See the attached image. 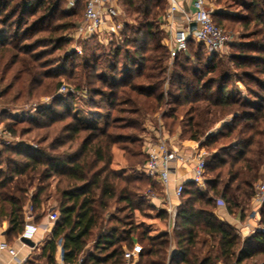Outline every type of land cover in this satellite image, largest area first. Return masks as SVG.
<instances>
[{
  "label": "trees",
  "instance_id": "obj_1",
  "mask_svg": "<svg viewBox=\"0 0 264 264\" xmlns=\"http://www.w3.org/2000/svg\"><path fill=\"white\" fill-rule=\"evenodd\" d=\"M60 1L62 0H42L43 10L38 21L52 18ZM80 1L75 0L74 4H79ZM83 1L84 17L86 0ZM118 1L139 22L138 27L127 28V33L134 35L132 54L135 56V67L127 73H120L121 77L115 76L113 80L99 76L107 89L104 91L88 87V91L100 98L97 103L91 97L87 105L88 108L101 110H105L106 105L110 112L117 101L126 102L125 104L131 103L134 106L130 108L132 115H140L143 110L140 100L153 98L159 107L164 98L160 88L165 81L162 75L166 70L163 62L169 56V50L160 42L157 22L163 14L162 11L166 9L168 0ZM231 1L240 5L245 15L218 11L212 13V19L221 27L227 20L240 24L250 39H246L241 45L243 53L235 56L234 60L239 62V67H251L255 64L254 68L264 73V0ZM26 2L29 0H17L14 3L13 0H0V99L13 87L12 80L1 89L7 68L19 63L28 71L31 70L30 59H20L17 53L21 50L17 39L21 36L26 38L29 32L27 28L22 29L23 19L16 17L20 6ZM77 13L78 11L67 13L70 21L66 27L47 26L43 30L55 32V29L73 27L77 30L83 20V17L79 22L72 20ZM89 37L92 38L93 35ZM149 48L153 51L149 60L153 61L152 68L155 71L144 74V52ZM208 53L213 54L204 44L196 43L190 38L187 50L181 51L174 58L169 81L171 103L174 108H178L192 102L185 113L187 118L183 132L188 135V139L197 141L200 147H209L220 137H231L233 141L205 157V187H199L193 180L184 182L173 223L176 251L169 253L170 237L164 229L167 212L160 210L154 218L145 212L147 203L140 192L143 191L142 177L129 176L122 168L115 167L116 149L123 152L122 157L127 162L136 156L134 149L130 148V144L136 142L135 137L118 131L120 128L137 129L135 119H131L129 125L117 119L108 120L103 128H99L83 123L69 109L67 117L72 119L61 126L59 136L50 139L45 148L35 149L21 142L16 146L3 148L5 152L14 155V158L9 157L6 161V169L0 171V216L8 222L7 240H12L24 232L26 204L29 203L33 210H38L37 218L45 216L42 195L48 183L42 187L40 185L30 195L27 186H31L36 179L45 182L56 176L61 179L57 185L58 205L54 209L58 213V219L43 250L48 264H55L59 243L63 249L64 260L72 264L80 259V264H213L218 258H222L225 264L233 260L242 264L255 253L250 245L251 241L264 247V230L241 240L232 226L216 213L221 199L228 213L240 212L243 216L255 195L254 184L261 178L264 167V99L261 103L256 100L246 101V104L230 97V78L227 75L222 73L217 81L212 77L207 78L215 70L214 67H208L212 60ZM91 67L98 70V67ZM110 68L113 72L117 70L115 65ZM142 75L150 82H137L136 78ZM12 79H15V75ZM262 80L254 77L251 82H254L258 90L264 91V77ZM90 85H94L92 80ZM120 88H129L130 92L121 94ZM19 94L14 95V98H18ZM262 96L260 95L261 98ZM199 99L208 104L202 110L193 103ZM212 108L222 109L223 112L225 109L229 114L236 110H241L242 113L234 116L233 124L224 127L226 131L220 136L214 137V140L206 137L202 141L208 124L220 118L215 115L217 109ZM0 114L3 116L4 113ZM207 116L214 118L212 120ZM55 122V119L50 121L51 125ZM7 125L11 132H16L11 125ZM146 160L147 155L145 162ZM148 179L149 185L154 186L150 176ZM62 182H65L64 187L59 186ZM113 208L116 212L126 213L123 217H118L112 212ZM261 214L264 222V207ZM139 216L143 219L139 220ZM145 218L152 219L155 223L146 222ZM152 231L155 233L152 234ZM201 234L210 236L211 250L216 248L214 258L211 257V252L210 255H204L205 257L200 256L208 242L200 239ZM93 236L96 252L87 250ZM136 242L138 254L126 259L124 253L127 249L133 250ZM24 264L33 263L26 261Z\"/></svg>",
  "mask_w": 264,
  "mask_h": 264
},
{
  "label": "rangeland",
  "instance_id": "obj_2",
  "mask_svg": "<svg viewBox=\"0 0 264 264\" xmlns=\"http://www.w3.org/2000/svg\"><path fill=\"white\" fill-rule=\"evenodd\" d=\"M17 0H13V3ZM72 0H62L57 4V8L54 10V16L47 21H38L42 15V0H29L20 6V9L16 15L17 19L21 17L23 19L22 29H29L26 38L22 37L17 43L20 45L19 53L20 59L29 58L31 61V70L28 71L21 64H16L12 68H7L4 79L1 83V89H4L10 81L13 80L12 89L0 99V113H4L3 116L0 114V120L2 121V126L9 130L8 125L16 131L12 133V139L7 143L4 135L0 134V171L6 169V161L9 157L14 155L5 152L3 148L5 146H16L20 142L24 143L28 147H33L35 149L45 148L50 139H54L59 136V130L61 126L70 121L72 117H67L69 110L73 111L74 115H77L83 123H89L103 128L106 121H114L115 119L121 120V123H127L131 119H135L138 124L137 129L132 128H120L119 132L127 133L135 137L136 142L130 144V148L134 149L136 156L131 158L130 162L124 159L123 152L116 149L115 167L122 168L124 173L129 176L135 175L137 177H142L143 182L142 193L143 199L147 203L145 207V212L151 217H156L158 211L165 210L167 212V219L165 230L168 231L170 237L169 253L177 250L174 244V234H173V223L174 215L176 212L179 200L173 205L165 203V198H167L165 188L160 184L159 181L154 180L153 176L147 174L144 171V162L147 155V148L150 143H156L160 138H166L168 144L171 147L179 149L183 154H193L196 149H204L206 152L205 157L209 156L220 146H224L233 138H216V142L209 147H200L197 141L188 139V135L183 132L185 125V113L189 109L190 103H186L183 106L174 108L171 103V93L169 90V81L171 77V71L173 69V61L169 56L164 59L163 68L166 70L163 72L165 77L164 83L161 85L160 90L163 91L164 98L158 107L153 98H146L145 100H140L143 104L142 111L140 115H135L130 112L132 107L131 103L125 104L126 102L117 101L113 105V111L104 105L105 110L99 108H88L87 105L90 103L91 97L97 103L99 102V95L92 94L88 91V87H96L106 91V87L99 79V76H104L108 80H113V78L121 77L120 73H127L129 69L134 66L133 56V37L134 35L127 33V28L131 29L132 26H139V22L135 20L134 16L129 15L124 7L120 4L119 6L125 11L126 16L121 19V28L117 33H108L106 31L94 34L92 38L79 36L76 32V27L67 29H55L43 30V28L49 26L56 28V26L69 25V18H67V13L71 11H78L76 16L72 18L79 22L83 17L84 1L81 0L79 4L71 5ZM58 2V0H55ZM119 3V1L117 0ZM43 3V2H42ZM30 6H27V5ZM210 8L220 7L224 13L231 15H245L244 9L232 2L231 0H209L208 3ZM40 6V7H39ZM41 8V9H40ZM168 5L166 9L162 11V15L158 18L157 29L160 37L161 44L166 45L167 49V31L165 27L166 21L164 20V15L167 12ZM39 9V10H38ZM38 10V12H36ZM36 12V14H34ZM25 17V18H24ZM128 26V27H127ZM227 33L232 35V42L229 46L224 48L219 52L209 54L212 57L211 62L208 64L209 68L213 67L215 70L207 75V78L212 77L215 80L221 76L223 73L230 78L229 82V95L230 97L236 99L239 103H246V101H258L261 103L264 99V91L258 90L252 79L259 78L263 79L264 73L258 72L254 65L251 67H239L237 61H235V56L243 53L241 50V45L247 41L249 34L244 32V29L240 27V24L227 20L222 26ZM126 32V34H125ZM125 39L126 42H125ZM152 47V44L150 48ZM145 51V70L146 73H153L152 66L153 61L149 60L153 56V51ZM120 49L118 52L117 50ZM26 53V54H25ZM252 53V52H249ZM254 54V53H252ZM5 61V60H4ZM26 62V61H25ZM4 63V62H3ZM2 63V64H3ZM115 65L116 71L111 70V66ZM89 66V67H88ZM91 66L98 67L92 68ZM2 72V65L0 66V73ZM15 75V79H12ZM246 77V80H244ZM91 80L94 85H90ZM137 82L148 81L142 75L140 78H136ZM217 81V80H216ZM263 81V80H262ZM150 82V81H149ZM120 88L119 91L130 92L129 88ZM20 93L14 98V95ZM124 94V93H123ZM260 95H263L262 98ZM126 97V94H125ZM197 106L200 110L207 107V102L205 100H195ZM247 104V103H246ZM69 109V110H68ZM123 109V110H122ZM217 109L215 115L220 117L214 122L208 124L204 131V135L201 138L202 141L206 137L214 140V137L221 135L223 131L229 125L233 124V118L237 114H241V110H236L235 112H229L223 109ZM247 109V108H246ZM255 111V110H252ZM65 116L63 117V115ZM206 116V115H205ZM63 117L62 119H60ZM119 117V118H117ZM208 118H214V116H207ZM55 119L56 122L51 125L50 121ZM9 121V122H8ZM11 131V130H9ZM188 150V151H187ZM135 164V162H137ZM181 164V162L179 163ZM133 165V167H131ZM148 176L151 177V181L154 182V186L149 185ZM59 177H53L47 181H39L36 179L33 184L28 187V195L34 193L38 187L41 185L46 186V191L42 195L44 200L42 205V210L48 215L49 212H56L55 207L58 205L57 196L58 190L57 185L60 182ZM259 183H264V167L261 178L255 182V192L256 185ZM15 184V182H14ZM60 187L65 186V182L59 184ZM50 201L51 204L48 203ZM216 208V213L218 216L229 223L237 233L241 240L247 239L254 235H257L259 231L264 230V222L261 211L263 209L264 200L261 203L254 201V197L248 203L244 215L242 216L240 212L234 214L228 213L226 207L220 202ZM29 205L26 204V206ZM225 207V208H224ZM26 208V207H25ZM24 208V211H25ZM226 211V212H224ZM112 212L118 217H123L126 212H116L113 208ZM38 210H32V216H35ZM143 219L139 216V220ZM26 220V219H25ZM5 221L0 216V223ZM144 221L155 223L152 219L145 218ZM124 229V227H123ZM155 233L152 231V234ZM93 238L91 237L90 242L87 246L88 251L96 252L94 248ZM201 240L205 239L208 241L204 247L202 254L210 255L214 258L215 249L211 250L212 240L209 235L201 234ZM137 245V242L135 243ZM251 247L254 249V255L245 260L242 264H264V247L253 241L250 242ZM130 250V249H127ZM126 250V251H127ZM211 250V251H210ZM239 250H237L238 254ZM205 257V256H204ZM29 261L33 264H39L41 258L34 256ZM213 264H225L222 258L214 260ZM226 264H237L235 260L227 262Z\"/></svg>",
  "mask_w": 264,
  "mask_h": 264
},
{
  "label": "built area",
  "instance_id": "obj_3",
  "mask_svg": "<svg viewBox=\"0 0 264 264\" xmlns=\"http://www.w3.org/2000/svg\"><path fill=\"white\" fill-rule=\"evenodd\" d=\"M70 4L73 5L74 1H71ZM207 5V0H194L193 11L189 12L181 5L180 0H168V8L164 15V20L166 21L167 45L171 59H174L181 51L187 50L190 38L196 43L204 44L213 53L219 52L231 44L232 35L213 21L212 11ZM124 16H126V13L119 6L117 0H86L84 17L76 32L82 37H89L102 31L117 33L122 26L121 19ZM179 18L180 25L177 24ZM192 22H196V28L190 31ZM0 134L4 135L7 143L13 136L11 131L2 126L1 120ZM205 154L204 149H196L190 156L183 154L179 149L171 147L166 138H160L158 142L148 145L144 171L158 180L166 189L167 203L173 205L169 196V184L173 173L177 170L178 162L180 161L182 164H188L192 167L188 180H193L199 187H205ZM184 182L185 180H180L176 183L173 199L179 200L184 189ZM263 200L264 183H259L256 185L254 201L261 203ZM32 210V205L26 206L24 211L25 219L32 217ZM47 216L51 223H55L58 219L57 212H49ZM0 248L8 249L11 254L15 253V249L10 247L4 240L0 241ZM137 254V248H134L133 250H127L124 256L126 259H130ZM80 262L81 259L75 264H80ZM55 264H72L64 260V253L60 243L56 252Z\"/></svg>",
  "mask_w": 264,
  "mask_h": 264
},
{
  "label": "crops",
  "instance_id": "obj_4",
  "mask_svg": "<svg viewBox=\"0 0 264 264\" xmlns=\"http://www.w3.org/2000/svg\"><path fill=\"white\" fill-rule=\"evenodd\" d=\"M193 1L194 0H180V3L187 11L192 12ZM208 3L209 0H207V4ZM207 6L212 11V13L223 11L222 9H220V7L210 8L209 5ZM177 24H181L180 18ZM179 163L180 161L178 162L177 170L175 173H173L171 182L169 184V196L172 199L171 204H174L176 202L175 199H173V191L176 183H178V181L180 180H188L191 175L192 167L188 164ZM48 203L51 204L49 206H52V203L50 201H48ZM165 203H167V199L165 200ZM54 224L55 223H51L48 220V216L46 214L45 216L40 218H37L36 215L32 216L29 219L25 220V229L21 235L12 240H7L6 230L8 229V222L3 221L2 223H0V241H6L10 247H13L15 249V253L11 254L8 249L0 248V264H24L26 261H29V259H32L34 256L41 258L39 264H48L47 258L43 254V250L45 249V244L51 238V232L54 227ZM23 235L31 238L35 242V245L29 246L23 243L20 240V237ZM135 248H137L138 251V245L135 244Z\"/></svg>",
  "mask_w": 264,
  "mask_h": 264
},
{
  "label": "water",
  "instance_id": "obj_5",
  "mask_svg": "<svg viewBox=\"0 0 264 264\" xmlns=\"http://www.w3.org/2000/svg\"><path fill=\"white\" fill-rule=\"evenodd\" d=\"M195 28H196V22H192L190 25V31H193ZM21 241L29 246L35 245V242L31 238L26 236H22Z\"/></svg>",
  "mask_w": 264,
  "mask_h": 264
}]
</instances>
